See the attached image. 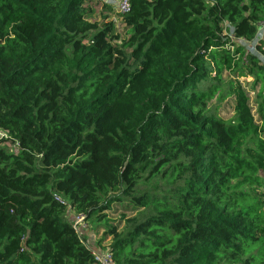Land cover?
<instances>
[{"label":"trees","instance_id":"obj_1","mask_svg":"<svg viewBox=\"0 0 264 264\" xmlns=\"http://www.w3.org/2000/svg\"><path fill=\"white\" fill-rule=\"evenodd\" d=\"M100 3L0 0V264H264V0Z\"/></svg>","mask_w":264,"mask_h":264},{"label":"rangeland","instance_id":"obj_2","mask_svg":"<svg viewBox=\"0 0 264 264\" xmlns=\"http://www.w3.org/2000/svg\"><path fill=\"white\" fill-rule=\"evenodd\" d=\"M118 2L119 0H101V3L97 6L96 13L92 17V20L95 21H101L103 15H107V19H111L115 22V25L119 28L120 34L123 36L124 31L119 25V18L116 15L118 12ZM103 21V20H102ZM262 31V26L260 27L259 33ZM238 42L242 43L245 46V49L252 52L253 54L257 55L261 61H263V58L261 55L254 49V42L255 40L251 42L244 41L243 39L238 40ZM240 81L245 84V87L248 88V83L251 81V78L249 76L247 77H240ZM249 95L252 97L253 92L249 91ZM219 114L225 118V119H231L233 117L232 109L230 108V103L226 102L223 104L219 110ZM13 147V146H12ZM11 147V148H12ZM68 216H70V220H73L72 211L69 210ZM125 214L126 216H132L134 215V211L128 209H123L122 206H113L111 209V212H107L108 217L111 219V224L116 226V229H122L123 227V220L121 219V215ZM85 227L79 228L77 231L79 235L83 238V241L86 243V245L91 248V250L98 251V252H105L107 250V245L111 241V236H104V229L105 226L103 223H96L91 220L84 221ZM111 264H114L111 261Z\"/></svg>","mask_w":264,"mask_h":264},{"label":"built area","instance_id":"obj_3","mask_svg":"<svg viewBox=\"0 0 264 264\" xmlns=\"http://www.w3.org/2000/svg\"><path fill=\"white\" fill-rule=\"evenodd\" d=\"M128 9V0H119L118 2V11L124 12ZM12 147V146H11ZM73 220H71L73 227L76 231L79 228L85 227V222L83 219V215L81 214H73ZM79 234V233H78ZM91 254L95 260L99 262V264H111V254L108 251L105 252H98L91 250Z\"/></svg>","mask_w":264,"mask_h":264},{"label":"crops","instance_id":"obj_4","mask_svg":"<svg viewBox=\"0 0 264 264\" xmlns=\"http://www.w3.org/2000/svg\"><path fill=\"white\" fill-rule=\"evenodd\" d=\"M73 215V214H72ZM70 217V216H69Z\"/></svg>","mask_w":264,"mask_h":264}]
</instances>
